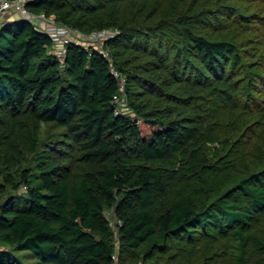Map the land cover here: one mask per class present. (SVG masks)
I'll return each instance as SVG.
<instances>
[{"label": "trees", "instance_id": "trees-1", "mask_svg": "<svg viewBox=\"0 0 264 264\" xmlns=\"http://www.w3.org/2000/svg\"><path fill=\"white\" fill-rule=\"evenodd\" d=\"M28 9L116 34L60 62L35 22L0 26V264H264V0Z\"/></svg>", "mask_w": 264, "mask_h": 264}, {"label": "built area", "instance_id": "built-area-1", "mask_svg": "<svg viewBox=\"0 0 264 264\" xmlns=\"http://www.w3.org/2000/svg\"><path fill=\"white\" fill-rule=\"evenodd\" d=\"M31 0H0V26L10 17H19L35 22V25L48 33L51 38L53 53L60 62L64 61L65 46L71 40H77L84 45L99 49L104 56L110 60L109 50L104 47L107 40L113 38L116 30H94L92 32L81 31L55 21L53 16H47L44 13L34 14L29 11L28 5ZM113 77L117 80L118 92L113 96L115 113H122L127 106L124 97V89L127 79L121 72L112 67ZM113 263H117V252L111 256Z\"/></svg>", "mask_w": 264, "mask_h": 264}, {"label": "rangeland", "instance_id": "rangeland-1", "mask_svg": "<svg viewBox=\"0 0 264 264\" xmlns=\"http://www.w3.org/2000/svg\"><path fill=\"white\" fill-rule=\"evenodd\" d=\"M13 17H15V16H13ZM82 171H83L82 167H80V168L79 167H75L74 176H73L75 182H78V180L80 179ZM107 217L109 218V220L111 222V225L113 227H115V223H117V220H116L114 214L111 211L107 212ZM118 242H119V240L116 237V239H115L116 248L118 246ZM10 256L11 257H20V258L24 259V261L26 263H33V262L36 261V258L30 253V251H27V250L12 251ZM6 257H8V254L7 255L6 254H0V259L6 260L7 259Z\"/></svg>", "mask_w": 264, "mask_h": 264}]
</instances>
